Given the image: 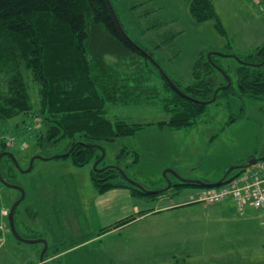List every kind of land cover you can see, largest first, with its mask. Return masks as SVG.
I'll list each match as a JSON object with an SVG mask.
<instances>
[{"label":"rangeland","instance_id":"1","mask_svg":"<svg viewBox=\"0 0 264 264\" xmlns=\"http://www.w3.org/2000/svg\"><path fill=\"white\" fill-rule=\"evenodd\" d=\"M127 1L154 10L150 19L166 26L160 32L177 33L174 49L168 55L155 53V57L168 76L182 85L191 83L194 60L201 54H212L237 90L239 64L232 56H248L264 45V2L211 0L224 36L218 33L214 20H193L191 0ZM132 36L140 43L144 39L150 48L155 32L141 39ZM175 52L178 58L167 62L165 57ZM22 72L30 104L37 111L39 85L30 69L23 67ZM215 76L216 82H226L227 76L224 78L220 70L213 72ZM3 83L1 79L0 85ZM154 84L161 94L152 104L107 108L111 121L120 118L152 125L134 136L104 143L100 147L105 156L97 166L113 167L147 191H163L151 200L130 197L126 189L125 197L98 195L91 179L95 161L78 166L71 157L53 158L68 151V140L54 145L39 143L26 131L28 126L36 127L32 128L34 121L27 116L0 122V139L9 143L20 168H28L33 156L48 158L35 159L29 173L16 171L10 179L25 192L14 215L17 232L27 240L46 241V264H264V207L240 210L230 199L211 205L198 203L199 189L188 187L177 192L179 181L174 175L214 183L231 166L250 157H263L264 101L236 100L228 107L219 100L208 104L191 127L158 128L156 124L168 117L160 110L165 88L156 75ZM122 148L128 153L116 158ZM168 182L171 188L166 191ZM19 197L17 190L0 183V211L6 212L0 217V223H6L0 238L1 257L6 264H39L43 245L17 243L9 231V209ZM134 205L137 210L133 213ZM131 214L142 216L101 233ZM5 234L9 240H3Z\"/></svg>","mask_w":264,"mask_h":264},{"label":"trees","instance_id":"2","mask_svg":"<svg viewBox=\"0 0 264 264\" xmlns=\"http://www.w3.org/2000/svg\"><path fill=\"white\" fill-rule=\"evenodd\" d=\"M142 6L127 0H0V80L4 82L0 85V122L27 116L34 121L32 128L36 125L34 129L26 128L30 137L53 145L68 140L66 151L74 148L67 157L78 166L88 165L101 156L95 146L134 136L152 125L129 123L120 118L111 121L107 108L152 104L161 94L154 84L156 75L165 88L160 110L168 117L156 126L169 129L193 126L210 104L200 102L211 100L216 89L227 84V79L224 83L216 82L213 72L220 70L224 78L230 79L228 72L212 54L209 58L201 54L192 64L191 83L182 85L173 80L155 53L168 55L174 49L177 33L160 32L166 26L150 19L154 10ZM189 12L196 22L214 20L218 33L225 36L211 0H191ZM150 32H155V36L149 41L150 48H146L148 42L141 38ZM148 55L186 97L173 91L163 80ZM178 55L175 52L165 58L172 62ZM236 57L237 90L231 82L230 87L217 92L213 102L225 101L230 107L236 100L264 101V45L248 56ZM23 67L31 70L39 85L37 111H33L29 101ZM9 149V143L0 139V154L10 152ZM127 153L122 148L116 158ZM133 161H138L137 155ZM16 171L11 159L2 156L1 178L12 183L10 179ZM91 173L98 195L126 189L135 198L151 200L163 193L147 195L113 167ZM232 176L231 173L227 178ZM187 187L201 188L178 183L175 190ZM135 220L134 215L125 217L103 228L101 233ZM46 258L47 253L44 262Z\"/></svg>","mask_w":264,"mask_h":264},{"label":"water","instance_id":"3","mask_svg":"<svg viewBox=\"0 0 264 264\" xmlns=\"http://www.w3.org/2000/svg\"><path fill=\"white\" fill-rule=\"evenodd\" d=\"M149 59L151 60V62L157 67V69L159 68V66L152 60V58L148 55ZM210 57V54L207 56V58ZM234 57L235 59L238 60V58L236 56H232ZM240 61V60H239ZM159 72L161 74V77L163 78V80L166 81V83L173 89V91H175L176 93H178L179 95L181 96H185L171 81L170 79L167 77V75L159 68ZM227 79V84L225 86H222V87H219L218 89H216V91L214 92L213 96H212V99L209 100V101H206V102H200V101H196V100H193L191 98H189L190 100L192 101H196V102H200V103H203V104H208V103H212L215 98H216V94L217 92L220 90V89H226L228 87H230L231 85V80ZM77 144H80V145H84L83 143L79 142ZM86 147H90L88 145H84ZM101 153V156L93 163L92 165V170L96 173H99V172H102L103 170L106 169V167H103V168H97V166L100 164V162L104 159V150L102 147L100 146H95ZM74 146H72L66 153L62 154V155H58V156H54L53 158H58V157H67L69 156V154L72 152ZM2 156H6L8 158L11 159V161L13 162V164L15 165L16 169L18 170V172H20L21 174H26V173H29L31 170H32V165H33V162L35 159H41V160H48V158H42L40 156H33L29 162V166L28 168L26 169H22L20 168L16 158L14 157V155L11 153V152H3L0 154V159ZM259 160H264V156L261 157V158H255V157H250L247 161L244 162V164L242 165H236V166H231L225 173L224 175L216 182L214 183H209V182H206V181H198V180H193V179H186V178H183L181 176H178L177 174H174L175 177L178 179L179 183L181 184H191V185H197L201 188H215V187H219L221 186L226 178L228 177L229 174H231L233 171H236V170H240L242 168H246V167H250L252 165H254L257 161ZM167 172H171L170 170H168ZM127 179V178H126ZM128 180V179H127ZM0 183L5 186V187H8V188H11V189H15L17 190L19 193H20V197L18 199V201L16 203H14V205L9 209V213H8V227H9V231L10 233L12 234L13 238L18 241V242H21V243H28V244H33L35 242H40L42 245H43V249L41 251V254H40V257H39V264H45L44 261H43V257H44V254L46 253V250H47V243L46 241L44 240H35V241H31V240H27V239H24L22 236H20V234L17 232L16 228H15V225H14V213H15V209L17 208V206L19 205L20 202L23 201L24 197H25V192L24 190L22 189V187L18 186V185H14V184H11V183H7L4 179L1 178L0 176ZM132 185H134L137 189L143 191L144 193H146L147 195H156L158 193H160V191H147L146 189L142 188L140 185L138 184H135L133 182H130ZM171 188V183L168 182L167 184V187L165 190H168ZM162 192V191H161Z\"/></svg>","mask_w":264,"mask_h":264},{"label":"built area","instance_id":"4","mask_svg":"<svg viewBox=\"0 0 264 264\" xmlns=\"http://www.w3.org/2000/svg\"><path fill=\"white\" fill-rule=\"evenodd\" d=\"M263 0H252L260 4ZM264 160L257 161L250 167L237 171L223 185L216 188L199 189L196 195L198 203L218 204L225 200H232L238 209L250 206L255 209L264 207ZM4 218L6 212L1 211ZM5 227V222L0 223V230Z\"/></svg>","mask_w":264,"mask_h":264},{"label":"crops","instance_id":"5","mask_svg":"<svg viewBox=\"0 0 264 264\" xmlns=\"http://www.w3.org/2000/svg\"><path fill=\"white\" fill-rule=\"evenodd\" d=\"M261 2H264V0L263 1H261ZM254 4V3H253ZM264 185V184H263ZM116 190H118V189H115V190H111V191H109V192H107V193H111V194H115L116 196L118 195V194H121V196H123V197H125V193H123V192H126V191H124L123 189L122 190H119L120 192H118V191H116ZM116 192H118V193H116ZM106 193V194H107ZM127 194H129L130 195V193H128V192H126ZM127 196V195H126ZM130 197H132L131 195H130ZM247 207H249V206H247ZM251 208V207H250ZM264 209V208H263ZM262 209V210H263ZM136 210H137V207H136V205H134L133 206V208H132V211H133V213L134 212H136ZM2 211V210H1ZM1 211H0V217H2L1 216ZM136 214H138V212L136 213ZM136 214H134V216H136V218L137 217H139V216H142V215H136ZM132 215V214H131ZM131 215H129V216H131ZM129 216H127V217H129ZM123 219V218H122ZM116 230V229H115ZM1 237H3V232L0 230V238ZM4 241L5 240H9V237L8 236H6V234L4 235V239H3ZM1 242V241H0ZM15 242H17V243H20V242H18V241H16L15 240ZM2 247H3V244L2 243H0V264H6L5 263V261H4V259H3V257H1L2 255H1V251H2ZM46 262V261H45ZM44 262V263H45ZM33 264H38V262H36V263H33ZM46 264V263H45Z\"/></svg>","mask_w":264,"mask_h":264},{"label":"bare ground","instance_id":"6","mask_svg":"<svg viewBox=\"0 0 264 264\" xmlns=\"http://www.w3.org/2000/svg\"><path fill=\"white\" fill-rule=\"evenodd\" d=\"M188 188V187H187ZM179 191V190H178Z\"/></svg>","mask_w":264,"mask_h":264}]
</instances>
